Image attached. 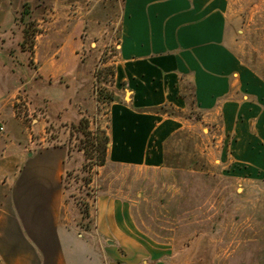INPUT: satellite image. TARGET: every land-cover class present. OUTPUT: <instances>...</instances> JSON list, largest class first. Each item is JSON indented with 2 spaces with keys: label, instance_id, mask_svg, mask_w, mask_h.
Listing matches in <instances>:
<instances>
[{
  "label": "crops",
  "instance_id": "1",
  "mask_svg": "<svg viewBox=\"0 0 264 264\" xmlns=\"http://www.w3.org/2000/svg\"><path fill=\"white\" fill-rule=\"evenodd\" d=\"M19 2L0 0V264H64L63 239L75 235L86 239V233H74L62 217L61 181L70 165L68 147L44 146L46 126L62 117L64 108L49 110V100L38 94L46 106L31 120L38 137L26 129L16 112L20 92L37 72L36 92L52 86L39 67L23 73L29 70L27 51L10 49L11 36L18 29ZM235 2L122 0L114 67L117 99L109 104L106 128L108 163L162 167L167 140L186 121L155 113L154 108L167 106L184 115L190 108L186 96L190 90L193 109L201 112L204 121L218 123L220 142L228 145L234 163L264 176V74L236 50L234 38L240 30L234 29L231 16ZM70 39L65 38L63 47L69 48ZM54 58L48 62L51 68L60 57ZM57 68L52 79L67 71ZM26 110L30 112L29 107ZM33 144L39 147L32 150ZM97 203L95 235L114 236L124 252L119 254L117 246L108 244L104 250L109 264L118 260L152 264L144 255L162 256L153 244L148 246L122 231L123 205L117 198L103 194ZM138 252L139 258L134 256Z\"/></svg>",
  "mask_w": 264,
  "mask_h": 264
},
{
  "label": "rangeland",
  "instance_id": "2",
  "mask_svg": "<svg viewBox=\"0 0 264 264\" xmlns=\"http://www.w3.org/2000/svg\"><path fill=\"white\" fill-rule=\"evenodd\" d=\"M235 1L231 16L234 29L240 30L235 33L236 50L264 74V0ZM19 3L18 29L11 36L10 49L27 51L29 70L23 73L28 75L39 67L52 86L36 92L37 72L20 92L16 112L26 129L38 137L31 120L46 107L40 97L49 100V110L64 108L62 117L46 126L44 146L68 147L70 165L61 181L62 217L74 233H86V239L76 235L75 240L63 239L64 264H109L104 250L109 245L124 254L114 236L95 235L97 197L103 194L123 205L122 231L128 237L162 250V256L154 259L144 255L148 263L264 264V176L234 163L228 145L220 142L218 123L204 121L201 112L193 109L190 90L186 95L190 108L182 118L186 125L167 140L162 167L120 166L107 161L99 165L97 153L90 159L85 155L88 140L80 132V119L88 121L92 133L106 131L108 125L110 103L103 97L115 89L122 0ZM67 36H71L69 48L63 47ZM54 57L60 58L51 68L48 62L55 61ZM57 67L67 71L52 79ZM57 82L66 86L53 84ZM68 113L74 121L66 118ZM32 147L34 150L39 144Z\"/></svg>",
  "mask_w": 264,
  "mask_h": 264
},
{
  "label": "trees",
  "instance_id": "3",
  "mask_svg": "<svg viewBox=\"0 0 264 264\" xmlns=\"http://www.w3.org/2000/svg\"><path fill=\"white\" fill-rule=\"evenodd\" d=\"M106 102L111 103L116 101V96L114 92H111L109 94H106L105 97H103ZM154 112L158 114H166L168 116H176V117H182L185 118L184 115L180 112H176L172 109H170L167 106H160L154 108ZM78 124L81 126V131L82 134L87 138V147H84V153L85 155L90 159L89 156L93 154V152L97 153L98 155L96 158H98V164L99 165H104L106 162V153H107V148L109 144V137L106 133L105 130H99L97 129L96 132L92 133L89 130L88 127V121L86 119L81 118Z\"/></svg>",
  "mask_w": 264,
  "mask_h": 264
},
{
  "label": "built area",
  "instance_id": "4",
  "mask_svg": "<svg viewBox=\"0 0 264 264\" xmlns=\"http://www.w3.org/2000/svg\"><path fill=\"white\" fill-rule=\"evenodd\" d=\"M3 131V127L0 125V133Z\"/></svg>",
  "mask_w": 264,
  "mask_h": 264
}]
</instances>
